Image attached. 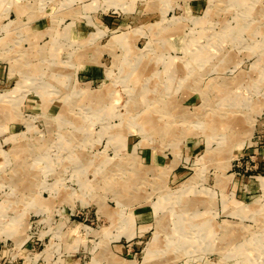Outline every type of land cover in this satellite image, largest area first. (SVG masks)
Returning <instances> with one entry per match:
<instances>
[{"label":"rangeland","instance_id":"rangeland-1","mask_svg":"<svg viewBox=\"0 0 264 264\" xmlns=\"http://www.w3.org/2000/svg\"><path fill=\"white\" fill-rule=\"evenodd\" d=\"M0 264H264V0H0Z\"/></svg>","mask_w":264,"mask_h":264},{"label":"bare ground","instance_id":"bare-ground-1","mask_svg":"<svg viewBox=\"0 0 264 264\" xmlns=\"http://www.w3.org/2000/svg\"><path fill=\"white\" fill-rule=\"evenodd\" d=\"M202 53V52H201ZM200 53V54H201ZM205 56H207L206 54H205ZM196 61V60H195ZM135 72V71H134ZM146 100H147V98H146ZM195 112V111H194ZM232 116V115H231ZM225 119H227V118H225ZM210 120V119H209ZM218 123V122H217ZM219 124V123H218ZM223 127V126H222ZM221 129V128H220ZM194 180V178H193V176L192 177H188L187 179H185L184 181H182V183L184 184L183 185V188H182V190H186L187 189V186H189V185H191V183H192V181ZM201 222H202V220H201ZM206 222V221H205Z\"/></svg>","mask_w":264,"mask_h":264}]
</instances>
